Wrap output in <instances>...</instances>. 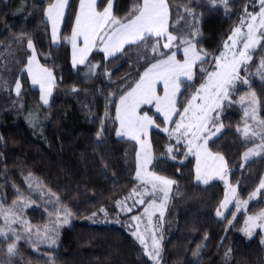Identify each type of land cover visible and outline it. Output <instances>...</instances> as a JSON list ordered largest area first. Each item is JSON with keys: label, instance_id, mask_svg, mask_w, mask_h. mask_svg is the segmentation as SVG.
<instances>
[{"label": "trees", "instance_id": "obj_1", "mask_svg": "<svg viewBox=\"0 0 264 264\" xmlns=\"http://www.w3.org/2000/svg\"><path fill=\"white\" fill-rule=\"evenodd\" d=\"M51 1L0 0V208L8 214L10 223L14 217L21 221L11 223L21 236L16 241L5 216L0 215V230L9 232L7 240L0 236V264H153L125 229L81 222L92 213L115 218L117 202L142 186L135 176L138 145L116 136L119 124L115 107L121 92L130 90L129 86H134L147 67L142 58L145 53L133 47L119 58L106 59L96 49L84 65L74 68L66 38L71 35L79 0H72L62 43L56 47L51 44L50 25L45 18ZM135 3L136 0H115L114 15L127 16ZM258 3L259 0H228L225 6L217 0L218 6L210 8L208 0H169V31L175 25L174 34L187 35L188 28L180 27L176 21L185 7L193 8L202 34L198 48L209 58L203 67L210 71L214 58L224 51L225 42L245 15V7L258 10ZM28 39L35 42L42 64L55 74L54 97L46 108L24 71L29 57ZM172 51H177L176 45ZM250 54L252 60L241 66V76L249 83L237 82L230 101L222 106L223 129L207 145L213 153L222 155L231 168L230 181L238 184L240 200L247 199L264 176V157L238 167L243 153L258 142L246 138L241 130L246 117L240 99L255 93L260 119H264V47L258 45ZM151 55L149 51L147 56ZM177 59H183L179 51ZM88 63L103 66L96 68L90 79H84ZM200 67H195L194 80L182 85L178 106L185 104L206 78ZM17 79L22 85L19 96L15 92ZM148 114L162 124L163 119L156 116L153 108ZM102 124L104 142L99 144L97 132ZM150 145V171L176 182L161 230L165 236L162 264H264L262 234L258 232L248 239L242 233L246 213L234 221L232 210L225 219L217 217L225 198L224 185L218 181L197 184L195 160L183 145L177 146L161 130L150 133ZM172 145L181 148L166 154V148ZM262 209L264 191L248 213ZM64 210L70 212L72 223L61 227L55 245H49L50 239L45 240L43 231L40 234L34 230L57 226L64 219ZM22 223L28 227H22ZM9 243L17 244V255L8 254Z\"/></svg>", "mask_w": 264, "mask_h": 264}, {"label": "snow or ice", "instance_id": "obj_2", "mask_svg": "<svg viewBox=\"0 0 264 264\" xmlns=\"http://www.w3.org/2000/svg\"><path fill=\"white\" fill-rule=\"evenodd\" d=\"M220 3L227 6L228 0H220ZM68 4L69 0H55L45 10V15L51 22L54 42L57 40L59 24L64 17V10ZM208 4L210 8L218 6L217 0H208ZM259 5V12H249L248 7H245L244 18L233 29L232 35L228 37V41L224 45L226 50L236 49L242 38V48L233 50L231 56H228L226 52H221L218 57L214 58V68L209 71L203 67L209 62L208 54L202 48H198L200 43L198 37L202 34L197 27V16L193 8L185 7L182 13H178L176 23L180 24V27L188 28L187 35L180 36L174 34L175 25H172L173 31H169V0H136L135 6L125 17L114 15L113 0H102L101 3H98L97 0H79V10L75 15L71 36L66 38L72 46V65L74 68L77 65H84L88 61L89 53L98 46H100L98 50L105 54L106 59L119 58L118 54H126L133 47L145 53L142 58L147 67L142 74H139V79L134 86H129L130 90H124L119 95V101L115 107V120L118 121L119 127L115 129V134L117 137H127L139 144L140 150L137 152L138 166L135 176L145 185L150 184L153 192L158 190L162 193L165 201L176 182L148 171L147 166L152 163L153 157L150 151L151 145L146 137H148L151 128L160 127L148 112L154 108L155 113L163 117L162 124L174 125L171 130L164 127L162 131L167 134L169 139H174L177 146H186L188 152L196 157V181L207 184L213 172L220 179H223L224 157L219 154L213 155L207 147L210 139L216 136L223 127L222 124L217 126V116L213 113L220 109L225 101H230L237 82L249 83L246 78L241 76V66L252 60L250 52L255 51L258 45L264 47L261 45V41L264 40V31H259L264 30V0H259ZM189 17L192 18V23H189ZM245 21H247V32L243 33L242 28L245 26ZM162 40L163 43H161ZM149 45H151L150 50ZM174 45H176L177 51H172ZM181 46L183 47V59H177V53ZM27 48L32 50V54L27 59L28 73L32 83L40 86L41 100L43 104L47 105L49 103L48 97L51 95V89L54 86L55 76L50 69L36 64V51L31 39L27 40ZM161 49L167 51H161ZM149 51L153 54L151 57L147 56ZM197 64L201 65L199 71L206 74V80L199 88L195 89V94L185 104L178 107L177 97L181 94V87L194 80V68ZM102 66L88 63L90 72ZM261 67H264V61H261ZM105 74L111 76V73L107 71ZM21 87L22 85L17 79L15 92L18 96ZM73 91H77V89L74 88ZM161 92L162 94H160ZM252 96L251 102L255 104L257 102L255 93H252ZM197 101L200 103H196ZM245 117L256 120L255 108L251 115L245 111ZM257 123L261 128L259 138L262 141L258 147L264 150V119ZM209 125L212 127L210 128ZM104 131L105 128L102 124L97 132L99 144L104 142L102 137ZM237 131L239 132L240 129L238 128ZM243 133L246 138L253 140L257 134L253 130V135L249 137L247 120ZM175 150L179 151L180 148L176 147ZM173 151V146H168L165 153H173ZM249 155H259V153L255 149H249L248 152L244 153V157L247 158ZM210 160L213 162L211 165L208 163ZM217 161L220 163L216 164ZM262 189H264V179L260 181L259 187L249 199L255 198ZM230 192L234 197L237 194L235 188H230ZM117 203L120 204L121 202L118 201ZM135 203L144 204L145 201L139 199ZM228 203L229 200L226 196L221 208H225ZM239 203L247 204L248 201L238 202V211ZM127 210L130 212L132 208L129 207ZM100 211L103 212L104 209H100ZM145 211L147 212V209ZM216 214L222 216L223 212L218 210ZM0 215L5 216L9 232L16 241H19L21 236L11 228V223H20L21 221L14 217L10 223L8 214L2 208H0ZM69 215L70 212L64 210V223L68 222ZM96 215L97 213H92L93 217ZM161 217H163V212H161ZM132 219L139 220L140 217L133 216ZM257 220L262 223L257 225ZM228 223L231 224V221ZM251 225L264 227V211L258 216L248 217L244 229L248 236L252 235ZM21 226L28 227L26 223H22ZM44 231L45 233L49 232L48 229ZM9 232L0 230V236L7 240ZM56 235V229L53 227L51 235H46L45 240L50 239L51 245H55L54 237ZM133 235L137 236L141 244H145L143 236L139 235L138 232H134ZM30 236L31 232H29V238ZM261 243L264 244V240ZM161 251L160 239L153 236L151 249L146 250V255L155 261V264H160ZM7 252L10 256L17 255V244L9 243ZM230 253L231 249L225 253L226 261L230 257ZM196 254L194 253V255Z\"/></svg>", "mask_w": 264, "mask_h": 264}, {"label": "rangeland", "instance_id": "obj_3", "mask_svg": "<svg viewBox=\"0 0 264 264\" xmlns=\"http://www.w3.org/2000/svg\"><path fill=\"white\" fill-rule=\"evenodd\" d=\"M54 2H55V0H52L50 2V4L54 3ZM97 2L99 3L100 0H97ZM71 3H72V0H69V4L64 10V17L60 21L59 28H58V34H57V40L55 42L52 39L51 22L47 19L46 15H45V18L49 22V25H50L51 44L54 47L59 46L62 43V32H63V29H64L66 16H67V13H68V10L70 8ZM113 4H114V6H113V12H114L115 0H113ZM47 7H46V9H47ZM78 10H79V5H78ZM78 10H77V12H78ZM259 10H260L259 3H258V10H253L252 8H248L249 12H259ZM244 16L240 18V20L238 21L236 26L244 18ZM246 24H247V21H245V26L242 28V32L243 33L247 32ZM73 27H74V25H73ZM230 35H232V33ZM33 44H34L35 51H36V64L41 66V67L48 68V67H46L45 65L42 64V62L40 60L39 50H38V48H37V46H36L34 41H33ZM69 44H70V48H71V60H72V46H71L70 42H69ZM242 46H243V44H242V38H241V43L236 46V49H227L226 50L224 48L223 52H226V54L228 56H231V53H232L233 50H239V49L242 48ZM99 47L100 46H98L97 48H93L92 51L89 53L88 58L90 57L91 53L94 50L98 49ZM27 50H28V53H29V56H30L32 54V50L28 49V48H27ZM179 52L183 54V47H181ZM101 53L105 57V54L103 52H101ZM79 66H82V65H77L76 67H79ZM33 67L35 68V65ZM213 68H214V63L211 64L210 71ZM48 69H50V68H48ZM50 70L53 72L52 69H50ZM24 71H25L27 79H28V81L30 83V86L33 89H36V90L39 91L41 105L43 107H45V108L48 107L50 105L53 97H54L56 78H55V81H54V86L51 89V95L48 97L49 103L47 105H45V104H43V101L41 100L42 93H41V90H40V86L38 84L34 85L32 83L31 76L29 75L28 70H27V66L25 67ZM95 71H96V68L93 69L90 72L89 68L87 67L84 70V72H83L84 79H90L95 74ZM53 74H54V72H53ZM54 76H55V74H54ZM205 80H206V78L204 79L203 83L205 82ZM21 90H22V87H21ZM21 90H20V92H21ZM181 92H182V87H181ZM252 93L253 92H250V93L246 94L245 96H243L240 99L239 104L244 108L245 111H248L250 115L252 114V111L255 108L256 120H252L250 118H246V120H247V125H248V128H249V133H248L249 137H251L253 135V130H255L256 133H257L255 139L258 140V142L254 146L248 148L245 152H248L249 149H255L259 153V155H249L247 158H245L244 157V153L245 152H244L243 155H242L241 160L238 163V167H240V168H243L247 163H249L251 161H254V160H257V159H260V158L264 157V150H262L261 148L258 147V145H260L262 143V141L259 138V132H260L261 128H260V126L257 123L259 120H261L260 119V114H259V102H258V99L256 97H255V99H256L257 102L255 104H253L251 102L253 100ZM160 94H162V92ZM179 97H180V95H178L177 99H179ZM196 103H200V101H197ZM154 112H155V109H154ZM213 115L217 116V121L219 120L218 123H217V126H219L221 124V117L223 115L222 107L220 109L216 110V112L213 113ZM156 116H159V117H161L163 119V117L160 116L159 114H156ZM175 119H177V117H175ZM157 124L160 125V127L159 128H157V127L151 128L149 130L148 137H146V139L149 141V143H150V133L153 130L157 129V130H161L162 131V129L164 127H168L169 130H171V128H172L171 125H164V124H160V123H157ZM118 127H119V125H118ZM209 127L211 128L212 125H209ZM244 127H245V124L241 128L242 132H243ZM222 129H223V127L221 128V131H222ZM213 131H214V128H213ZM221 131L219 133H217L216 136L212 137L211 139L217 137L221 133ZM118 138H127V137H118ZM136 144L138 145V151H139L140 150L139 144L137 142H136ZM172 146H173L174 151H175V146L174 145H172ZM184 148H186V151L188 152L187 147L184 146ZM150 151H151V155H152V149H150ZM174 151H173V153H174ZM209 151H211V150L209 149ZM173 153H170V154H173ZM189 155H191V154L189 153ZM213 155H217V154L213 153ZM191 158H193L195 160V174H196V165H197L196 157L191 155ZM208 163L211 165L213 162L210 160ZM219 163H220L219 161L216 162V164H219ZM137 166H138V162H137ZM147 168H148V171H150V169H149L150 165H148ZM230 172H231V168L229 167V165L227 164V162L224 159V171H223L224 178L223 179H220V177L217 176L215 174V172H213L212 173V177L209 179L207 184H204L202 181H199V182L196 181V183L200 184V185H209L210 183L215 182V181L221 182L224 185V187H225V197L226 196L228 197L229 203L227 204V206L225 208H221L220 207V211L223 212V215L222 216H217V217L219 219H225V217L232 210V212H231L232 213V221H234V220H236V218L238 216H240L241 214L246 213L244 225L242 227V233L248 239H252V238H254L256 236V234L258 232H260L262 234V238H261V241H262V240H264V227H258L256 225H251L250 226L251 227V232H252L251 236H248L247 234H245L244 229L246 228V221H247L249 216H258L259 213L264 211V209H262L261 211H258V212H255V213H248V210H249L251 204L256 203V202H258L260 200L261 193L264 191V189H262L260 191V193H258L255 198L249 199V197L251 196V194H250V196L247 199H245V200L248 201L247 204L239 203V211H238L237 210V203L240 202V201H245V200L238 199V184L231 183V181H230ZM262 179H264V176H263ZM138 181L142 185L141 188L138 191L132 192L130 195L126 196L125 198H123L121 200H119V202H121V203L120 204L117 203L118 214L116 215L115 218H112L111 216H109L107 214L97 213V215L95 217H93L91 215V216L82 218L81 222L87 223V224H96V225H117V226L125 229L126 231H128L132 235H133L134 232H138L139 235L143 236V238L145 240V244H141L140 240L137 239V236L133 235V237L141 245V247L143 248L145 254H146V250H150L151 249L152 242H153V236H155L157 239H160L161 249H162L161 258H160V264H162V255H163V246H164L165 236H164V234H163V232L161 230L164 227L165 213L167 211V206H168V203L170 201V197H171V194L173 192V188H174L173 186L174 185L172 186V188L170 190L168 199L165 201L164 198H163V194L160 193L158 190L153 192V189H152L150 184L145 185L143 183V181H141V180H138ZM258 187H259V185H258ZM230 188H235L236 189V193L237 194H236L235 197L231 195ZM256 189H255V191H256ZM139 199H143L145 201V203L144 204L135 203ZM224 200H225V198H224ZM224 200H223V202H224ZM129 207L132 208V211H130V212L127 210ZM145 209H147V212L145 211ZM161 212H163V217H161ZM133 216H138V217H140V219L139 220H133L132 219ZM72 219H73V217L71 215H69L67 223H64V219H63L62 221L59 222V224L57 226L50 225L49 228H47L49 230L48 233H45V231H44L46 228H44V229L41 228L39 230L38 229L34 230V233L38 232V233L41 234V231H43V233L45 235H51V230H52L53 227H55L56 232H57L56 236H58L59 233H60V228L69 226L72 223ZM260 223H262L260 220L256 221L257 225L260 224ZM55 237H54V239H55ZM161 237H162V239H161ZM47 243L49 245H51V240L48 241ZM147 257H148V255H147ZM150 260L152 261L153 264H155V261H153L152 259H150Z\"/></svg>", "mask_w": 264, "mask_h": 264}, {"label": "crops", "instance_id": "obj_4", "mask_svg": "<svg viewBox=\"0 0 264 264\" xmlns=\"http://www.w3.org/2000/svg\"><path fill=\"white\" fill-rule=\"evenodd\" d=\"M194 72H195V68H194ZM191 82V81H190Z\"/></svg>", "mask_w": 264, "mask_h": 264}]
</instances>
